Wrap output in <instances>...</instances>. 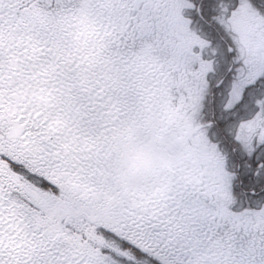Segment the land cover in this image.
I'll return each mask as SVG.
<instances>
[{"label": "snow or ice", "instance_id": "snow-or-ice-1", "mask_svg": "<svg viewBox=\"0 0 264 264\" xmlns=\"http://www.w3.org/2000/svg\"><path fill=\"white\" fill-rule=\"evenodd\" d=\"M0 264H264V0H0Z\"/></svg>", "mask_w": 264, "mask_h": 264}]
</instances>
